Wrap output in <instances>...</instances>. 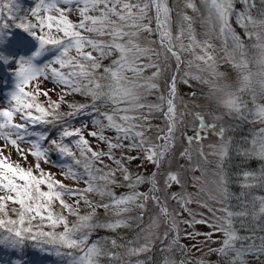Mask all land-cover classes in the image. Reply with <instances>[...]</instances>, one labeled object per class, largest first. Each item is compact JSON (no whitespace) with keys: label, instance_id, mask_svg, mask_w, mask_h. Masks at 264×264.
Segmentation results:
<instances>
[{"label":"snow or ice","instance_id":"snow-or-ice-1","mask_svg":"<svg viewBox=\"0 0 264 264\" xmlns=\"http://www.w3.org/2000/svg\"><path fill=\"white\" fill-rule=\"evenodd\" d=\"M201 4L206 15L195 0H184V7L176 10L179 19L174 21L169 0H35L27 10L20 0H0V49L14 29L37 41L29 56L16 57L0 50V63L15 65L14 90L0 107V141L4 142L0 144V247L23 252L31 242L65 258L66 264H205L202 259H190L192 249L179 243L178 221H182L188 228L205 225L212 229L204 233L206 244L219 233L220 247L209 251L223 256L226 264H251L253 259L264 264V196H251L238 211L215 208L199 199L204 187H198L195 194L188 191L180 174L183 169L169 167V161L179 156L190 162L189 171L200 170L203 175L201 162L210 163L208 156H214L217 179L209 198L224 205L229 191L223 168L233 144L226 118L247 120L251 115L252 123L264 125V104L256 103L257 95L264 96V0H201ZM187 9L201 13L206 39L199 38ZM233 21L245 35L255 38L254 47L260 54L255 73ZM152 36L156 38L149 39ZM213 39L221 41L225 53L221 59L239 72L235 85L219 71ZM53 50L57 52L54 59L38 63ZM172 62L177 70L189 69L183 72L185 84L192 79L210 85L218 110L206 114L195 110V105L190 108L182 98L177 104L176 75L167 79V96L158 97L161 103L147 102L148 95L160 88L158 80ZM193 67L196 73L191 72ZM148 70L153 71L145 76ZM254 77L260 78L259 93L253 86ZM46 82L56 86L52 91L59 89L56 100L41 87ZM249 93L253 108L243 98ZM74 95L84 101L67 99ZM41 96L46 98L43 102ZM195 96L193 93V100ZM155 111H163L166 123L162 134L153 138L149 133ZM82 117L88 122L81 119L80 126L74 127L73 122ZM36 126L45 130L36 131ZM49 128L56 130L54 137ZM213 134L217 139L207 144L210 151L206 152L205 141ZM88 137L104 149H94ZM21 143H28L29 149L20 148ZM5 145L15 148L25 163L32 156L34 165L24 167L11 161L4 154ZM245 145L237 146L238 156L264 161V127ZM52 152L65 161L56 165L63 169L61 175L75 184L82 182L83 188L69 187L41 167L50 162ZM134 152L139 156L132 155ZM137 159L152 164L155 170L148 175L133 173L129 164ZM240 177L241 189L264 187V168L241 171ZM200 179L192 177L193 187ZM116 186L127 191L117 195ZM142 186L146 190H140ZM90 195L100 200L93 201ZM65 197L73 198L76 207ZM56 203L67 215L55 211ZM194 203L211 215L193 212L190 205ZM81 204L89 211L81 214ZM98 209L110 213V218L101 222ZM69 216L75 220L70 221ZM145 216L149 217L147 224ZM133 224L139 229L137 239L127 244L117 238L91 240L101 229L115 232ZM61 226L63 230L57 231ZM242 228L249 234L241 235ZM172 232L175 234L168 241ZM184 235L193 238L200 233L186 231ZM161 238L165 243L157 259L149 254ZM13 264L23 262L17 259Z\"/></svg>","mask_w":264,"mask_h":264},{"label":"rangeland","instance_id":"rangeland-1","mask_svg":"<svg viewBox=\"0 0 264 264\" xmlns=\"http://www.w3.org/2000/svg\"><path fill=\"white\" fill-rule=\"evenodd\" d=\"M195 3L197 4V6L201 9V13H204V9L203 6L201 4V0H195ZM20 4L22 9L27 10L30 9L31 7L34 6L35 4V0H20ZM169 6L173 9V20L177 21L179 19V17L176 15V10L177 9H182L184 7V0H169ZM238 7H242V5H238ZM187 14L190 16H193L194 20H195V30L199 35L200 39H206L207 37H205L203 35L205 29H206V25L205 26H201L200 23V14L201 13H194L191 9H187ZM73 20H76L77 17L73 16L72 17ZM233 28L235 29V31L237 32L238 35H240L241 40L243 41L245 48H246V58L251 62L250 63V68L253 72L257 71V64H256V60L259 58V50L257 48L254 47V45L256 44L255 38H249L247 35H245L244 30L242 28H240L238 25H236L233 21ZM176 28H175V24L173 25V31L175 32ZM22 34H15L13 36V40L14 42L10 43L11 46H13L12 49L9 48L7 54L8 55H12V56H29L31 55L32 51L35 50V48L37 47L36 44H34L33 42L29 41L28 42V37L27 34L24 32H21ZM148 34L145 33L144 36H147ZM155 36L149 37V39H155ZM10 39V40H12ZM212 43L216 45L217 48V57H218V63H219V71L224 72L227 75L228 78V82L230 84L235 85L238 78H239V72L233 68V66L230 63H226L223 59H221L222 57L225 56L224 51L222 50L221 47V41L218 39H213ZM229 45H231V42H229ZM229 50H231V48L229 47ZM55 57H51L48 55H44L40 58V60L38 61V63L43 64L46 63L52 59H54ZM237 58H239L237 56ZM110 63V61H105V64ZM15 67L14 63L13 64H3L0 63V107L5 106V102L9 99V94L11 91L14 90L15 87V76L14 73L12 71V69ZM189 69H187L186 66L181 67L179 70L176 69V65L174 62H172L169 65V71L165 74V76L161 79L158 80V83L160 85V88L153 92L152 94L148 95L147 97V102L149 103H161L158 99V97L161 94H164L165 96H167V79L169 77H171L172 75H176L177 76V104L180 103V99L182 98L184 100L185 103H187L189 105V107L191 108L193 105L196 106L195 110H203L206 114L210 111H214V110H218V105L217 102L211 97L210 95V85L209 84H204L201 83L200 81L197 80H192V79H188V83L185 84L183 82L184 79H186L183 76V72L188 71ZM153 70H148L145 72V76H150L151 72ZM192 73H196L197 69L195 67H193L191 69ZM203 75L205 77H207V73H203ZM210 79V77H208ZM41 87L43 89H47L49 90V95L51 97V99L56 100L58 98L59 95V91L57 92H53L51 91L53 88H55L56 86L51 83V82H46L43 83L41 85ZM59 90V89H56ZM193 93L196 94L195 96V100L192 99ZM73 98V100L75 101H84L83 97H80L79 95H74V96H70L67 97L68 100L71 101V99ZM249 105V108H253V102H252V96L251 94H244L243 97ZM46 98L41 96L40 100L43 102ZM256 103L257 104H264V96H260L257 95L256 98ZM64 106L66 105H62V110H67V107L64 108ZM164 108L166 110V105H164ZM248 118L251 120L252 123V119L253 117L251 115H248ZM83 121L88 122L87 117H82L81 118ZM81 119H78V122L75 123V121L73 122V126L74 127H79L80 126V122ZM229 126H230V130L227 133L228 134H232L234 131V127L236 128H241L242 126H238L240 125L242 120L236 119L233 120L230 117L226 118ZM235 122V123H234ZM165 117L163 115V111H155L153 113V118L151 119V126H152V131L151 133H149L150 136H152L153 138H155V135L157 133H161L163 129H165ZM252 127H253V131H251L249 140H251L253 134L255 132H257L261 127H264V125H261L260 123H252ZM36 131H44L45 129L41 126H36L35 128ZM47 131H49L51 133V135L54 137L56 135V130H53L51 128L47 129ZM108 135H113V133H107ZM189 135H191V131H189L188 133ZM205 135H208L207 133H205ZM88 139L90 140V143L92 144L94 149H104V145L103 144H98L97 141L91 137H88ZM217 139V137L213 134L211 136H208V139L205 141V151L208 152L210 151L207 148V144L208 143H212L215 142ZM234 141V140H233ZM158 142V141H157ZM3 141H0V144H3ZM30 145L28 143H21L20 144V148L24 149L25 151H27L29 149ZM181 147H183V145H181ZM6 156H9L11 161L13 162H18L20 163L22 166L24 167H30L34 165V158L32 156H28L27 157V163H25V161L21 160L19 153L16 151L15 148H13L10 145H5V153ZM132 155H136L139 156V153H132ZM231 156V154H230ZM230 158V157H229ZM208 160L210 163H203L201 162V168L203 169V175L202 172L200 170H197L195 172L189 171V167H190V162H188L186 159L180 158L179 156H176L175 159L170 160L169 161V167L172 168L173 170H181L183 169V171H180V174L183 176L187 190L190 192H193L194 194L197 193L198 191V187L202 186L205 189L204 193H200L199 194V199L203 200V201H207L208 204L212 207L215 208H221V207H229L234 211H238L239 208L235 206H233V203L230 202V200L228 199L226 201V203L224 205H221L219 203H216L215 201L211 200L209 198V194L210 192L214 189V181L217 179V177L214 175V173L216 172V158L214 156L209 155L208 156ZM229 160V159H228ZM227 160V161H228ZM55 162V163H53ZM106 163H108V161H105ZM195 162V161H193ZM65 163V161L61 160V158L59 157V155L55 152H52L50 155V162L47 164L41 163V167L47 171V172H51L53 173L55 179L57 180H61L64 184L68 185L69 187H79V188H83L84 184L81 182L79 184H75L71 179H66L64 176L61 175V172L63 171L62 168L57 167L56 165L59 164H63ZM228 162L225 163L224 168H223V172L226 175V164ZM130 170L133 173H139V174H144V175H148L151 174L155 169L153 167L152 164L150 163H145V161L143 159H137L135 161H131L129 164ZM199 177L200 179V184L197 187H193V183H192V177ZM228 178V175H226ZM119 179V177H117ZM229 182V180H228ZM229 184V183H228ZM147 186H142L140 190H146ZM115 192L117 193V195L124 193L127 191L126 188L124 187H119L116 186L114 188ZM173 191H177L178 189L176 187H173L172 189ZM247 191H251V190H247ZM251 196L253 195V192L250 193V195L247 197V200L251 199ZM264 196V195H262ZM90 199H92L93 201H98L100 200V197L97 195H90L89 197ZM65 199L67 200V202L69 204H73V207H76V205L74 204L73 198L70 197H65ZM247 200L243 201V203H246ZM173 206L174 202H173ZM80 211L81 214L86 213L87 211H89V209L81 204L80 206ZM190 207L192 208L193 212L195 213H203L204 216H210L211 214L208 213L207 209L200 207L198 204H191ZM60 210V211H59ZM55 211L58 212L61 215H67L66 210L59 204L56 203L55 204ZM136 213H133V215H135ZM97 215L98 218L100 219L101 222H104L105 219L110 218V213H105V211L103 209H98L97 210ZM185 217H187V214H184ZM217 215H222V213H217ZM199 218V216L197 217ZM68 219L70 221H74L75 217L73 216H69ZM149 221V217L145 216V220L144 223L147 224ZM248 226L251 227V221L248 220L246 221ZM237 227L239 228V223H237ZM61 231L62 226L60 227ZM178 229H179V243L182 245L187 246L188 248L192 249L191 252V256L189 257L190 259L195 258L197 260H204L205 264H226V259L221 256L220 254H218L217 252L214 251H209V249H217L220 247V243L219 241L221 240V235L219 233L215 234L212 236V239L210 241L207 242V244L205 243V236L204 233H208L213 231L212 229H210L209 227L205 226V225H195L192 228H188L184 223H182V221H178ZM139 231V229L136 228L135 224H133V226L131 228H122V229H118L115 232L113 231H109V230H105V229H101L99 231H96L92 234L91 236V240L96 241V240H100L101 242H104L106 240H111L113 239L112 237H109L110 235H113L114 238H117L119 240L120 243L123 244H127V242L129 240H136L137 239V232ZM186 231H191V232H199L200 235L199 236H194L193 238H188L184 235V233ZM160 232H163V227L160 229ZM102 233V235H100ZM105 234V235H103ZM175 232L170 233L169 237H168V241L171 240L172 235H174ZM240 234L241 235H248L249 233L247 232L246 229H240ZM259 234V233H257ZM100 237V238H99ZM165 243V241H163V239H157L154 242V247L152 252L149 254L151 256H155L157 259H159L160 257V249L163 247V244ZM193 245H196L197 247L193 249ZM13 256L9 257L6 256L5 254L0 253V264H13L14 261H16L17 259L12 258ZM144 257H141V259H143ZM48 259H50V261H48ZM46 259V257H41L39 258L38 261L36 260H32L31 258H26L24 260H22L23 264H66V260L63 257H59V256H54V257H50ZM135 258H133L134 260ZM105 264V263H103ZM108 264V263H107ZM251 264H258V262L256 260H251Z\"/></svg>","mask_w":264,"mask_h":264},{"label":"trees","instance_id":"trees-1","mask_svg":"<svg viewBox=\"0 0 264 264\" xmlns=\"http://www.w3.org/2000/svg\"><path fill=\"white\" fill-rule=\"evenodd\" d=\"M21 32L22 31L16 30V29L12 30V36L10 39H12L15 34H22ZM27 37H28V42L31 41L37 45V41H35L34 38H32L28 35H27ZM11 42L13 43L14 40L13 39L9 40L8 43L6 44V46L0 50L4 51L7 54L9 48L10 47H11L10 49L13 48V46H11V44H10ZM45 55L55 57L57 55V52H56V50H53V51L46 53ZM57 91H59V90H56L53 92H57ZM71 100H73V98ZM65 107L66 106H64V108ZM76 122H78V120H76L75 123ZM240 122H241V124L237 125V127L238 126H242V127L241 128L234 127V131H232L233 133L228 134V136L231 137L232 141L233 140L234 141H233L231 151H230L231 156H230L229 160L227 161L228 163L226 164V170H225L226 175H228V180H229V182H228L229 183L228 184L229 200H230V202L233 203V206H235L236 209H237V207L240 209V206L243 203V201L247 200L248 196L245 197V195H244L245 191L251 190V191H247V192H249V193L253 192L254 196L264 195V187H258L255 189H247V190L241 189V187H240V184H241L240 173H241V171L246 170V171L259 172L262 168H264V161H261L259 159H254V158H243V157H240L236 154L237 146H239V145L247 146V145H245V141L249 140V137H251L250 133H251V131H253L252 123H251V120L249 118L247 120H242ZM57 231H61V228H58ZM100 235H102V233ZM103 235H105V234H103ZM109 237L114 238L113 235H110ZM0 253L5 254L6 256H9V257L13 256L15 259L18 258L19 260L31 258L32 260H36V261H38L39 258H41V257H46V259H48L50 257L57 256L53 251L43 250L37 246L32 245L31 242H28L26 244V246L23 249V252H21L19 249L13 251L12 249L8 248L7 246H3V247H0ZM48 261H50V259H48ZM103 263L107 264L108 262L104 261Z\"/></svg>","mask_w":264,"mask_h":264},{"label":"clouds","instance_id":"clouds-1","mask_svg":"<svg viewBox=\"0 0 264 264\" xmlns=\"http://www.w3.org/2000/svg\"><path fill=\"white\" fill-rule=\"evenodd\" d=\"M257 71H258V68H257ZM255 71V72H257ZM254 72V73H255ZM260 78L259 77H254V81H253V86L256 88L257 92L259 93L260 91V88H259V84L257 83V81L259 80Z\"/></svg>","mask_w":264,"mask_h":264}]
</instances>
